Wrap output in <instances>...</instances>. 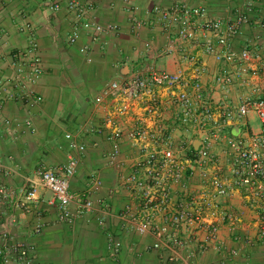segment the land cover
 <instances>
[{"label": "crops", "instance_id": "1", "mask_svg": "<svg viewBox=\"0 0 264 264\" xmlns=\"http://www.w3.org/2000/svg\"><path fill=\"white\" fill-rule=\"evenodd\" d=\"M68 2L0 0V82L6 84L14 74V53H21L24 59L31 57L29 50L33 40L37 43L43 66L41 76L28 83L33 96L3 102L0 166L10 172L0 173V187L15 191L16 196L0 199V239L32 246L37 264H170L167 252L163 258H158L147 250L153 236L138 237L130 219L122 216L127 205L133 202L125 181L133 170L132 158L137 156L138 150L129 139H123L118 163L112 164L108 157L112 146L108 139L110 129L97 132L104 127L106 114L121 103L130 104L133 112L116 118V123L125 132L139 124L144 117L142 107L147 97L138 103L129 93L112 91L102 104L97 100L106 85L115 80L123 82L149 64L171 72L184 68L189 74L192 67L181 59L179 53L182 51L197 54L205 66L202 85L216 109L237 106L245 98H264V78L260 75L245 73L228 87L218 84L217 77L228 69H236L237 64L218 62L214 56L203 53V44L209 37H201L197 47L185 43L176 53H169V44L178 42L175 29L163 25L133 28L134 17L145 19L148 10L155 5L167 7L175 2L204 7L211 18L233 19L247 13L250 20L241 34L231 40L227 48L219 45L217 48L264 53V0H94L90 20L119 28L118 32L100 35L83 28L67 9ZM55 4L60 6L58 11L53 9ZM24 23H29L31 28L22 30ZM75 30L80 36L72 44L69 39ZM83 46L88 48L86 54L80 51ZM89 56L93 59L91 63ZM153 92L166 96L160 88ZM38 98L41 100L37 101ZM176 113L171 109L165 114L166 124L174 130L175 143L192 140L197 147L201 135L182 123ZM7 119L22 125L30 121L32 128L23 126L24 132L16 136L4 123ZM237 127L240 132L234 136L232 132ZM260 131L259 118L250 114L229 127L224 135L247 140ZM67 134L85 147L77 153L78 166L71 179V192L76 196H87L94 202V209L83 214L73 206L74 218L70 223L59 219V205L39 176L44 169L61 171L67 163L70 153ZM230 152L224 140L218 141L212 150L219 169L226 176H230ZM94 177L101 179V187L93 185ZM199 183L197 173L189 171L186 185L174 188L176 201L195 191ZM33 186L37 188L36 198L30 201L22 189ZM221 203L228 214L240 217L236 231L231 232L223 226L219 249L210 246L207 250L202 248L206 243V232L190 234V264H264V238L259 235L257 223L264 201H258L255 206L244 194L235 192L223 197ZM38 223L42 225L40 233L35 230ZM117 241L122 244L119 251H115ZM234 249L239 251L237 256L231 254Z\"/></svg>", "mask_w": 264, "mask_h": 264}, {"label": "built area", "instance_id": "2", "mask_svg": "<svg viewBox=\"0 0 264 264\" xmlns=\"http://www.w3.org/2000/svg\"><path fill=\"white\" fill-rule=\"evenodd\" d=\"M93 1L69 0L67 9L85 30L93 31L96 35L118 32L117 25H101L90 20ZM53 9L58 11L60 6L55 4ZM249 20L247 13L233 19L211 18L204 7L175 2L167 7L155 5L148 10L145 19L134 17L133 28L138 30L147 25H163L167 29H175L178 42L169 44V53H176L185 43L197 47L201 37H209L203 44V53L214 56L218 62L237 64L236 69H228L216 79L218 84L228 87L245 73L264 78V53L249 49L236 52L217 48V45L227 48L231 40L241 34ZM30 28L29 23L22 25L24 31ZM79 36L80 33L75 30L70 36V43H76ZM212 36L216 38L215 41ZM87 50L85 46L80 49L84 54ZM37 51V43L33 40L29 59L22 58L21 53L13 54L14 74L6 84L0 82V115L4 100L33 96L28 83L37 80L43 73L42 61ZM179 54L181 59L191 65L189 74L184 68L171 72L149 64L123 82L115 80L106 85L103 95L97 100L99 104L112 91L129 93L138 103L147 97L142 107L144 117L139 120V124L125 132L115 119L132 114L133 108L128 103H121L113 112L106 114L105 125L97 132L102 133L104 128L110 129L108 139L112 146L108 157L112 164L118 163L123 139H129L138 150L137 156L132 158L133 170L125 181L133 202L127 205L122 216L130 219L138 237L146 234L153 236V242L147 247L148 251L155 253L158 258H163L167 252L170 264H190V234L206 232V243L202 248L207 250L212 246L219 249L222 227L227 226L231 232L237 229L240 217L224 210L221 203L223 197L240 192L255 206L258 201H264V98H245L237 106L216 109L202 85L206 69L199 56L187 51ZM92 61L89 56L88 62ZM155 88L166 92V96L155 94ZM40 100L41 98L37 99ZM171 109L176 110V117L182 123L201 135L197 147L192 140L189 143H175L174 130L166 124L165 119V114ZM250 114L259 118L260 133L247 140L224 135L229 127ZM4 123L16 136L24 132V127L32 128L30 121L22 125L13 124L7 119ZM66 138L70 141L67 163L61 171L44 169L39 176L42 185L52 192L59 205V219L70 223L74 218L73 206L79 214H83L94 209V202L87 196H76L71 192V179L78 166L77 153L84 151L85 147L73 140L71 134H67ZM220 140H224L231 151L230 176L222 173L212 154L214 146ZM189 171L197 173L199 186L186 198L176 201L174 188L186 185ZM9 172L10 169L0 166V173L5 175ZM92 183L96 187L102 186L99 178L94 177ZM22 192L27 200L34 201L37 188H24ZM15 196V191L0 187V199H13ZM13 222H16V218H13ZM257 223L259 235L264 238V206L260 207ZM35 230L40 233L42 225L36 224ZM121 246V242L117 241L115 251H119ZM231 254L237 256L239 251L231 250ZM0 264H37L33 247L27 243H10L0 239Z\"/></svg>", "mask_w": 264, "mask_h": 264}, {"label": "water", "instance_id": "3", "mask_svg": "<svg viewBox=\"0 0 264 264\" xmlns=\"http://www.w3.org/2000/svg\"><path fill=\"white\" fill-rule=\"evenodd\" d=\"M239 132H240V128H235L234 130H233V132H232V134L234 135V136H238L239 135Z\"/></svg>", "mask_w": 264, "mask_h": 264}, {"label": "rangeland", "instance_id": "4", "mask_svg": "<svg viewBox=\"0 0 264 264\" xmlns=\"http://www.w3.org/2000/svg\"><path fill=\"white\" fill-rule=\"evenodd\" d=\"M253 116V115H252ZM241 129H242V131L244 130V128L243 127H241Z\"/></svg>", "mask_w": 264, "mask_h": 264}, {"label": "trees", "instance_id": "5", "mask_svg": "<svg viewBox=\"0 0 264 264\" xmlns=\"http://www.w3.org/2000/svg\"><path fill=\"white\" fill-rule=\"evenodd\" d=\"M233 136V135H232Z\"/></svg>", "mask_w": 264, "mask_h": 264}]
</instances>
